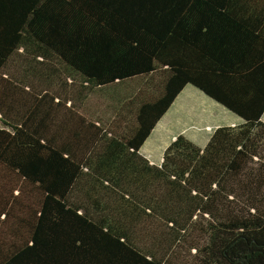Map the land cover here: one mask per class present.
Wrapping results in <instances>:
<instances>
[{
  "label": "trees",
  "instance_id": "1",
  "mask_svg": "<svg viewBox=\"0 0 264 264\" xmlns=\"http://www.w3.org/2000/svg\"><path fill=\"white\" fill-rule=\"evenodd\" d=\"M188 84L244 121L152 163ZM263 114L264 0H0V264H264Z\"/></svg>",
  "mask_w": 264,
  "mask_h": 264
},
{
  "label": "rangeland",
  "instance_id": "2",
  "mask_svg": "<svg viewBox=\"0 0 264 264\" xmlns=\"http://www.w3.org/2000/svg\"><path fill=\"white\" fill-rule=\"evenodd\" d=\"M143 77H138L135 80H129L125 84L130 85L131 87H135L138 85L143 84L144 82ZM157 82L156 80L154 83ZM124 84V85H125ZM122 85H118L117 88L122 89ZM124 89V88H123ZM113 90V87L110 89V91L106 95L104 94L103 91H98L96 94H94V98L92 99L93 101H87L90 104H94V101H99V105L101 107L104 106V104H114V100L112 99L114 96H112L111 91ZM92 98V97H91ZM177 99V100H176ZM175 104L173 102V107H170L169 110L164 114V120L168 121V118H172L173 116V111H175L176 104H184L186 105V102L188 103V106L186 107V110H188L189 106L192 104L193 112H187L184 113L186 114L185 118L182 119V121L175 126V131L178 129H186L185 135L193 140L196 144H202L201 139H197L198 137L204 138V135L207 134L208 130L212 129L214 127L215 123H220L223 121H230L235 118V115L233 112L230 110L228 111L225 109L221 104H219L217 101L209 97L207 94H205L202 90L196 89L193 85H188L180 94L176 97ZM204 101L205 107L200 105L199 102ZM196 102L197 105H200L201 109L204 110L201 113L199 112L200 110L198 109L197 105L194 103ZM195 110V112H194ZM182 113L184 110H181ZM187 118V119H186ZM172 129V128H171ZM176 133V132H175ZM170 135L167 134V136ZM167 136L164 137L165 142L167 139ZM197 137V138H196Z\"/></svg>",
  "mask_w": 264,
  "mask_h": 264
},
{
  "label": "crops",
  "instance_id": "3",
  "mask_svg": "<svg viewBox=\"0 0 264 264\" xmlns=\"http://www.w3.org/2000/svg\"><path fill=\"white\" fill-rule=\"evenodd\" d=\"M188 85H193V84H188ZM188 85H186L184 87V89L186 87H188ZM193 86L196 89L201 90L200 88L196 87L195 85H193ZM215 101H217V100H215ZM203 102L204 101H202V103ZM218 103L221 104L228 111L230 110L225 105H223L222 103H220V102H218ZM174 104H175V102H174ZM173 105L171 107H173ZM187 106H188L187 102H186V105H185V103L184 104H181V103L180 104H176L177 108L175 109V111H173L172 118H168V121L167 120L165 121L164 120V116H163L158 121V123L156 124V126L152 130L151 134L149 135V137L146 139V141L142 145V147L140 149L141 153L143 155H145L147 158H149L152 163L160 164L162 162V160H163L164 151L167 148V146L171 143V141L174 140L177 137V135H179V134H184L185 135L186 129H178L177 131H175L174 130L175 127H173V125L175 126L177 123L179 124L182 121V119L185 118L186 114H184V113H186V111L187 112H193L192 104H191V106H189L188 110H186ZM204 107H205V105H204ZM198 109L200 110L199 111L200 113L205 110V109L202 110L200 105H199ZM181 110H184V112L182 113ZM230 111L233 112L232 110H230ZM194 112H195V110H194ZM233 113L235 115L234 119H232L230 121H223V122H220V123H215L214 127L212 129L208 130L207 134L204 135V138H201V137L197 138L196 137L197 139H201V142H203L202 144H200V146H205L206 145V143L208 142L212 132L217 127H219L221 125H238V124H241L244 121V119L240 115L236 114L235 112H233ZM262 120L264 121V114L262 115ZM169 133H170V135L167 136V134H169ZM166 136H167V139H166V142H165L164 137H166Z\"/></svg>",
  "mask_w": 264,
  "mask_h": 264
}]
</instances>
